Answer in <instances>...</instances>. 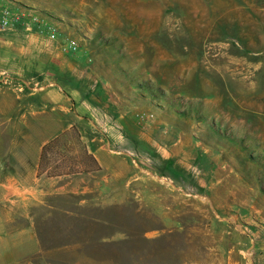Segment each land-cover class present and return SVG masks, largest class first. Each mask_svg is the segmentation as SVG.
Masks as SVG:
<instances>
[{
	"label": "rangeland",
	"instance_id": "1",
	"mask_svg": "<svg viewBox=\"0 0 264 264\" xmlns=\"http://www.w3.org/2000/svg\"><path fill=\"white\" fill-rule=\"evenodd\" d=\"M93 3L0 0V20L4 10L27 15L1 34L39 36L76 76L98 82L108 109L131 116L137 180L123 190L100 180L97 214L52 216L53 230L39 237L74 239L95 264H225L240 231L253 239L240 216L259 211L264 220V0H161L110 22ZM34 14L55 25L57 42L24 32ZM62 39L75 40L77 52L62 51ZM84 147L71 129L52 146L50 169L87 172L89 160L75 167ZM66 222L73 230H60ZM243 252L244 264H257L253 249Z\"/></svg>",
	"mask_w": 264,
	"mask_h": 264
},
{
	"label": "crops",
	"instance_id": "2",
	"mask_svg": "<svg viewBox=\"0 0 264 264\" xmlns=\"http://www.w3.org/2000/svg\"><path fill=\"white\" fill-rule=\"evenodd\" d=\"M147 2L161 0H96L90 5L110 22ZM24 38L0 32V264H95L76 240L48 245L39 232L53 230L49 223L55 215L75 220L89 211L97 214L98 206L91 205L100 200V180L121 190L137 180L130 175V112L108 109L98 82L76 76V67L67 64L65 56L38 45L39 36ZM28 67L33 74H28ZM73 128L100 170L40 175L43 146ZM104 133L109 140L105 144ZM105 199L115 203L117 198ZM246 211L240 217H245L253 239H243L238 231L236 250L225 264H244L246 246L254 250V261L264 264V220L259 211ZM72 225L66 222L60 230L71 231Z\"/></svg>",
	"mask_w": 264,
	"mask_h": 264
},
{
	"label": "built area",
	"instance_id": "3",
	"mask_svg": "<svg viewBox=\"0 0 264 264\" xmlns=\"http://www.w3.org/2000/svg\"><path fill=\"white\" fill-rule=\"evenodd\" d=\"M27 16L23 13L12 14L6 10L1 12L0 28L1 30L9 29L16 23L22 22L23 18ZM30 16L28 22L23 23L24 32L26 33H37L45 36L51 42L58 41V32L54 24L47 21L40 15H28ZM60 48L62 51L75 54L78 49L77 42L73 39H62L60 41Z\"/></svg>",
	"mask_w": 264,
	"mask_h": 264
},
{
	"label": "trees",
	"instance_id": "4",
	"mask_svg": "<svg viewBox=\"0 0 264 264\" xmlns=\"http://www.w3.org/2000/svg\"><path fill=\"white\" fill-rule=\"evenodd\" d=\"M61 138V137H60ZM60 138H56L50 142H48L47 144H45L43 146L42 149V154H41V158H40V164H39V173L40 175H46L47 177H59V176H66V175H71V174H75L78 173L79 170H75L74 168L70 169V170H61L59 167H55L53 169H50V159L48 158V154L52 148V146H54L58 140ZM86 160H91L93 162V171H99L100 167L97 166V164L95 163V161L89 156L87 155L86 152H83V154L80 156L79 161H77V163L75 164V167L77 166V168H79V166L83 167V165H85ZM90 169H85V167L83 169V171H90Z\"/></svg>",
	"mask_w": 264,
	"mask_h": 264
}]
</instances>
